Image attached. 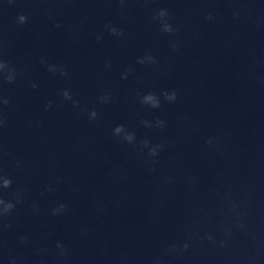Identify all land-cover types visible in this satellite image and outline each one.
I'll return each instance as SVG.
<instances>
[{"label": "clouds", "instance_id": "clouds-1", "mask_svg": "<svg viewBox=\"0 0 264 264\" xmlns=\"http://www.w3.org/2000/svg\"><path fill=\"white\" fill-rule=\"evenodd\" d=\"M159 15H160L161 17H163V16L166 15V13H165V11L161 10V12L159 13ZM211 18H212L211 16L208 17V19H211ZM25 19H26V18H25L24 16H20V17H19L20 22H24ZM164 30H165V31H171L172 29H171L170 25L165 24V25H164ZM112 31H113V33H115V29H113ZM3 67H5V65H4L3 63H0V68H3ZM50 70H51V69H50ZM62 74H64V73H62ZM10 79H11V78L9 77V80H10ZM63 96H64L65 99H71V96H70V94H69V92H68L67 90H65V91L63 92ZM172 99H175V93H173V95H172ZM4 103L7 104L8 101L5 100ZM91 115H92V117H95L97 114H96V112H92ZM119 127H122V126H119ZM119 127L117 128V130H119ZM152 154H153V155L155 154V151H154V150L152 151ZM10 183H11V181L7 179V180L4 181V184H3V185H4L5 187H8V186L10 185ZM3 203H4V201L0 200V204H3ZM12 207H13V205H12L11 203L6 204L4 210L7 212V211H9ZM60 207L63 208V205H61Z\"/></svg>", "mask_w": 264, "mask_h": 264}]
</instances>
